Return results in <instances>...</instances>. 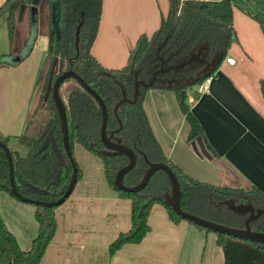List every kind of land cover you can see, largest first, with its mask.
<instances>
[{
	"label": "trees",
	"instance_id": "obj_1",
	"mask_svg": "<svg viewBox=\"0 0 264 264\" xmlns=\"http://www.w3.org/2000/svg\"><path fill=\"white\" fill-rule=\"evenodd\" d=\"M56 1L58 3L56 21L52 15L50 0H4L0 5V21L5 23L8 31L9 56H18L30 35L32 5L36 6L37 33L48 37L47 51L35 81L36 89L43 74L44 64L49 61V70L43 80L44 103L45 109L49 112L48 118L41 125H37L29 122L27 114L21 133L4 135L0 132V141L8 147L13 141L25 148L23 152L11 149L13 174L18 192L22 196L43 201H55L60 198L72 174V165L63 148L58 113L51 99L52 84L59 74L65 70H73L101 96L108 112L106 131L110 133L119 126L113 113V106L121 98L122 88L125 89L127 96H132L135 73L137 72L139 78L143 80L150 75V60L159 46L161 51H166L173 58L185 56L199 46H203L209 61L216 55L221 56L222 61L231 41L237 37L233 24V7L238 4L237 0H168L167 15L161 16L160 25L152 34L139 35L135 46L128 53L126 64L120 68H106L91 53L101 16L102 0ZM22 6L28 9V16L25 15L23 20L16 21V15ZM240 8L245 14L258 21L264 33V19L249 9ZM80 22L76 51L75 32ZM46 24L47 29H45ZM0 57H2L0 67L14 64L5 62L4 56ZM24 58L21 57L20 61ZM218 65L216 64L208 74L200 73L195 84L201 82L204 77L212 75ZM72 80L73 83L66 90V101L63 100L67 112L71 150L73 143L76 142L99 156L109 186L120 196L130 200V227L126 231L119 232L110 242L108 250L113 254L124 244L138 243L143 239L150 230L148 217L155 203H160L166 208L173 222H178L182 218L164 203L163 194L169 191L170 183L163 171L155 172L140 191L126 192L116 188L115 173L126 164L127 157L106 156L101 153L103 145L100 140V108L95 99L74 79ZM191 82L181 86L161 83L152 86L174 91L179 108L189 125V139L203 136L197 118L186 103V90L195 85H191ZM259 86L264 97V77L259 79ZM145 90L146 88H141V94L133 104L122 103L117 110L122 128L115 131V136L120 137L123 143L133 148L136 155L135 166L124 175V184L132 186L141 180L147 168L142 155L144 153L149 161H161L171 167L180 185V206L183 210L227 226L243 227L244 216L239 217L235 212L227 209L226 205H217V203L229 199L240 203L249 199L255 207L264 208V190L255 186L250 189L218 186L195 180L184 173L164 155L153 135L142 106ZM75 163L78 181L81 172L78 163L76 161ZM1 192L23 202L10 190L8 163L2 148H0ZM31 205L35 207L34 216L38 228L30 247L26 250L19 246L15 235L7 228L0 213V264H39L41 261L55 233L54 210L58 205L51 207ZM251 229L264 231V215L251 222ZM214 233L216 243L223 252V264H264V245L223 233Z\"/></svg>",
	"mask_w": 264,
	"mask_h": 264
},
{
	"label": "crops",
	"instance_id": "obj_2",
	"mask_svg": "<svg viewBox=\"0 0 264 264\" xmlns=\"http://www.w3.org/2000/svg\"><path fill=\"white\" fill-rule=\"evenodd\" d=\"M3 2L0 0V5ZM103 3V11H108L106 17L103 15L105 20L101 30L106 47L105 51H99L92 45L91 53L109 68L121 64L122 61L117 60H122L118 52L123 43L127 44L129 53L133 48L131 40L143 31L152 30L155 18L154 15L142 16L125 21L117 12H110L111 2L107 5L104 0ZM118 5L116 3L115 8H119ZM27 10L25 7L19 21L23 20ZM251 18L233 9L235 32H243L244 27L255 31L257 26ZM113 23L119 25L117 32L121 36L112 30ZM0 25L5 26L6 31L0 56L6 57L9 56L8 31L4 22L0 21ZM31 27L32 23L30 31ZM33 27L34 38L25 58L0 67V132L4 135L22 132L47 51L48 37L37 33V15ZM38 36L43 39L37 46ZM237 37V49L233 47V52L227 51L225 55L234 57L235 64L229 65L223 58L216 73L212 74L207 92L190 95L186 90L187 105L202 128V137L188 138L189 125L184 116V122L181 118L182 123L177 126L175 106L179 105L173 90L146 88L142 106L165 156L184 164L177 157L179 150L192 162L195 156L207 160L216 174L214 185L243 189L255 186L264 190V97L259 86V79L264 77V62L258 60L255 46L248 42L242 44V35L237 34ZM22 51L17 57L22 56ZM14 143L10 142V148L18 150ZM78 145L82 148H79L81 166L78 164L81 177L70 195L54 210L55 233L39 264H223V252L216 243L214 232L199 229L183 219L173 222L166 208L158 203L150 210V230L143 239L124 244L110 254V242L130 227V200L109 186L101 158ZM34 210L33 205L20 202L5 192L0 193L1 216L24 250L30 247L37 233Z\"/></svg>",
	"mask_w": 264,
	"mask_h": 264
},
{
	"label": "water",
	"instance_id": "obj_3",
	"mask_svg": "<svg viewBox=\"0 0 264 264\" xmlns=\"http://www.w3.org/2000/svg\"><path fill=\"white\" fill-rule=\"evenodd\" d=\"M25 9V6H22L19 10V17L21 18L22 12ZM36 20V8L33 7L31 8V31H30V36L29 39L26 43V46L23 48L22 51V56L17 57V56H6L3 60L7 63H15L17 61H20L21 57H25L26 54L29 52L31 48V43L34 38V27H33V22ZM81 22L76 28L75 32V46H76V51L78 50V40H79V30H80ZM203 57L207 56V51H204L202 54ZM200 54L197 53L195 56H190L187 60L179 63L178 65H169L166 68L160 70L161 72H168L171 69H179L184 67L186 64L192 62L194 59L199 58ZM221 62V56H214L208 63L207 65L201 70V73H206L208 74L210 70H213L216 64H219ZM137 75V72L135 73V76ZM200 75V74H199ZM198 75V76H199ZM197 76V77H198ZM67 79H74L86 92H88L97 102L100 111H101V125H100V140L104 146V149L101 150V153L106 155V156H115V155H124L127 157V162L123 166H121L115 173L114 176V184L117 189L126 191V192H137L142 190L146 184L148 183L149 179L151 176L157 172V171H163L170 183V188L169 191L163 194L164 198V203L169 205L171 209L182 219L191 222L195 225L202 226L204 228L210 229L214 232L218 233H223L232 237L236 238H243L246 240H250L252 242H257L259 244L264 245V231H257V230H252L251 229V222L256 221L259 219L262 215H264V208H255L249 201L246 203L240 202L236 203L234 199H229L225 201L218 202L217 205L224 204L226 205V208L235 212L239 217L244 216V222H243V227H231L227 226L225 224H221L218 222L211 221L209 219H206L204 217L186 212L183 210L180 206V198H181V189L180 185L178 182V179L176 175L174 174L173 170L171 167L164 163V162H151L147 159L146 155L142 153L144 161L147 164V168L144 171V174L141 178V180L132 186H127L123 182L124 175L131 170L136 163V155H135V150L128 146L127 144L122 142V139L118 136H115V131H118L122 128V122L121 119L118 115V107L122 103H130L133 104L139 95L140 92V86L143 88H149L152 87L156 83V76L155 73L152 74V78L145 81L143 79H136L134 82V93L132 96V99L127 97V93L125 92V89L122 88L121 94L122 98L119 99L115 105L113 106V113L118 121V128L115 131H112L110 133H107L106 131V123H107V117H108V112H107V107L101 96L92 88L90 87L77 73H75L73 70H65L61 74H59L51 88V99L54 103V106L56 108V111L58 113L59 117V123H60V130H61V135H62V143H63V148L65 151V154L70 161L72 165V174L70 177V180L67 184V187L62 194L60 198H58L55 201H43V200H38V199H33V198H28L25 196H22L15 185V180H14V174H13V161L11 157V148H9L5 143L0 141V148H2L5 152L7 163H8V170H9V184H10V190L12 194L20 199L23 202H28L31 204H37V205H42L44 207H51L55 205L61 204L72 192L76 181H77V166L72 154L71 146L69 143V137H68V122H67V112H66V107L63 102V99L60 96L59 93V88L60 85ZM197 78L192 80L190 83L191 85L195 84ZM171 82H169V85ZM202 152L205 150L203 147H201ZM247 214V216H246ZM246 216V217H245Z\"/></svg>",
	"mask_w": 264,
	"mask_h": 264
},
{
	"label": "rangeland",
	"instance_id": "obj_4",
	"mask_svg": "<svg viewBox=\"0 0 264 264\" xmlns=\"http://www.w3.org/2000/svg\"><path fill=\"white\" fill-rule=\"evenodd\" d=\"M106 1H107V5L109 2L112 3V6L110 7V12L111 11L117 12L118 17H120V19L121 18L125 19V21L127 19L130 20V18H139L142 16L152 17L154 15L155 26L152 28V30H148L149 32L143 31L145 34H150L152 31H155L160 25L161 16H166L168 13V10H169L168 0H106ZM237 1H238V4L233 7L235 12L237 11L241 14H245L243 12L242 8H240V7H243V8L249 9L251 12L257 13V15L259 17L264 19V0H237ZM103 2H104V0H102V11H101V16H100L99 26H98V29L96 32L95 39H94L93 44H92L99 51H105V47H106V44H104L103 39H101V30L103 28L104 20H105V17L107 16V12H108L107 11L105 13L103 11V6H104ZM50 3H51V6L53 8L52 15L54 16V20L56 21L55 18H57V16H58V11H57L58 3L56 0H50ZM116 3H119V5H118L119 8H115ZM108 9H109V6H108ZM26 15L28 16V12H26ZM19 19H20V17H19V12H18L16 15V21H19ZM252 20L255 21L257 29H255V31L252 32V31H249L248 29H245L246 27H244L243 32H239V30H238V32L236 31V36H237V34L242 35V37H243L242 44H245L248 42L249 45L251 44L252 46H255L256 55H258V60L260 58V60L262 62H264V51H263V49H264V33H263L258 21L254 18ZM118 26L119 25L117 23L111 24L112 30L114 29L116 31V33L121 36V33L117 32V30H119ZM238 27H239V22H238ZM45 29H47V24H46ZM4 30H5V26L0 25V48H1V46H4L5 42H6V39H5L6 31H4ZM1 34H3L4 37H2ZM138 37L139 36H137V37L135 36L134 40H131V41H133V44L131 47L135 46L136 40ZM239 37H236V39L234 38L231 41L229 47L227 48L228 52L229 51L233 52V49H232L233 47L237 49L238 44H239V42H238ZM42 39H43V36H38L37 42H36L37 46L41 42ZM1 40H2V44H1ZM3 40H5V41L3 42ZM118 55L120 56V58L122 60L118 59L117 62H120V61H122V62H121V64H117L115 66H110L113 69L114 68H120V67L124 66L127 62L128 47H127V44L125 42L123 43L122 48L119 50ZM95 58L102 65H104V63L100 59H98L96 56H95ZM0 59H2V57H0ZM49 64H50L49 61H47L44 64L45 66L43 68L42 77L40 78V83L36 87V89L34 90V93L31 97L30 107H29V111H28L29 122H32L33 124H37V125L38 124L41 125L49 116V112L45 109L46 107H45V103H44V89H43V85H44L43 80L45 79L46 72L49 70ZM214 73H216V70L214 71ZM72 83H73V80L69 79V81L65 80L64 83L61 84V86H60V89H59L60 95L64 101H66V97H67L66 96V90ZM188 91H189L190 95L197 94V89H196L195 85L189 87ZM186 103H187V101H186ZM178 108H179V106L178 107L175 106V109L177 112V121H178L177 126L180 123H182L181 118H183V122H184L183 114H182L180 108L179 109ZM14 144L18 145L16 143H14ZM78 144L79 143H76V142L73 143L72 154H73L75 161L81 166V164H80V161H81L80 149L82 150V148ZM9 147H12L11 144ZM18 148H19L18 151H21V152H23L25 150L24 147L19 146V145H18ZM77 149H78V151H77ZM87 152H89V151H87ZM176 153L178 155L177 157L184 164H180L179 162H176L171 157H167V156L166 157L169 160H171L174 164H176L178 167H180L181 170L184 173H186L188 176H190L191 178L198 180V181H203V182L207 181V183L211 182V184H212V182H215L216 174L212 170V167L208 163L207 160H200L199 158H197L195 156V157H193L195 159V161L192 162L190 160H187V158H185L179 152V150H177ZM158 204H160V203H158ZM207 232H209V231H207ZM214 244H215V242H214ZM206 247L207 248L209 247V243H207Z\"/></svg>",
	"mask_w": 264,
	"mask_h": 264
},
{
	"label": "flooded vegetation",
	"instance_id": "obj_5",
	"mask_svg": "<svg viewBox=\"0 0 264 264\" xmlns=\"http://www.w3.org/2000/svg\"><path fill=\"white\" fill-rule=\"evenodd\" d=\"M197 53L200 54V57L194 59L192 62L186 64L182 68L171 69L168 72H161L160 71L169 65H178L179 63L187 60L190 56L194 57L195 54H197ZM203 53H204V47L199 46L192 53H189V54L182 56V57H178V58L174 57L173 58L171 56V54L166 53V51H164V50L161 51V46H159L158 49L156 50L153 58L150 60V62H151V66L149 69L150 75H148L146 77L145 81L151 79L152 74L155 73L156 83H159V84L161 83V84L169 85V82H171L170 86H173V85L181 86L185 83H188L189 81H192L195 78H197V76L201 73V70L209 62L207 57H203V55H202ZM135 78L140 79L138 74L136 76L134 75V82H135ZM134 82H133V88H134ZM141 88H143V87L140 86V92H139L138 97L141 94ZM133 93H134V89H133ZM132 96H133V94H132ZM132 96L131 97L127 96V97L132 99ZM121 98H122V96H121ZM103 149H104V146H103ZM247 201H249L252 204L251 200H249V199H246L245 201H243V203H246ZM255 208H259V207H255ZM246 216H247V214H246ZM243 222H244V220H243Z\"/></svg>",
	"mask_w": 264,
	"mask_h": 264
},
{
	"label": "built area",
	"instance_id": "obj_6",
	"mask_svg": "<svg viewBox=\"0 0 264 264\" xmlns=\"http://www.w3.org/2000/svg\"><path fill=\"white\" fill-rule=\"evenodd\" d=\"M225 62L229 65H234L236 62V59L234 57H225ZM212 80V75L206 76L203 78V80L197 84H195V87L197 89L198 94H203L209 90V85Z\"/></svg>",
	"mask_w": 264,
	"mask_h": 264
}]
</instances>
